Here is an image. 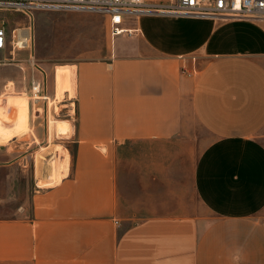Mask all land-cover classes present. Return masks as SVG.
Returning <instances> with one entry per match:
<instances>
[{
	"label": "crops",
	"instance_id": "obj_1",
	"mask_svg": "<svg viewBox=\"0 0 264 264\" xmlns=\"http://www.w3.org/2000/svg\"><path fill=\"white\" fill-rule=\"evenodd\" d=\"M122 25L105 57L70 65L67 169L29 216L0 217V264H264V21Z\"/></svg>",
	"mask_w": 264,
	"mask_h": 264
},
{
	"label": "rangeland",
	"instance_id": "obj_2",
	"mask_svg": "<svg viewBox=\"0 0 264 264\" xmlns=\"http://www.w3.org/2000/svg\"><path fill=\"white\" fill-rule=\"evenodd\" d=\"M0 18L9 28L18 24H30L31 27L30 49L16 52L15 60L9 59L7 51L0 52V99L21 96L29 103L27 129L17 136L19 143L11 147L9 141L0 144V217H26L30 215L31 194L37 185L58 180L67 169L68 151H73L67 140L70 131L60 134L52 126L57 119L69 118L66 99L70 95L65 91L62 98L56 97V72L59 67L70 66L81 58L105 57L110 37L106 19L98 12L36 11L30 23L25 16L12 11L0 12ZM30 55L41 67L39 77L43 84L40 94L45 98L39 100L33 99L30 89ZM4 56L7 59H3ZM64 69L62 75L67 78L68 72ZM11 80L14 88L9 83L8 89L5 84ZM50 90L54 92L52 95ZM8 123L5 125L12 124ZM206 136L199 133L190 143L184 158L187 167L204 146ZM46 171L49 180L44 175ZM192 203L195 213L207 216L195 195ZM261 217H264V210Z\"/></svg>",
	"mask_w": 264,
	"mask_h": 264
},
{
	"label": "built area",
	"instance_id": "obj_3",
	"mask_svg": "<svg viewBox=\"0 0 264 264\" xmlns=\"http://www.w3.org/2000/svg\"><path fill=\"white\" fill-rule=\"evenodd\" d=\"M48 10L101 13L107 19L108 35L111 39L116 35L131 33V29L122 25L125 17H137L142 13L264 21V0H169L168 2L157 0H0V12L20 13L29 22L34 19L36 11ZM0 22V51H7L9 59L15 60L16 52L31 47V27L18 24L9 28L2 18H0ZM28 65L32 97L35 99L45 98L40 94L43 84L39 77L41 67L31 55ZM9 83L7 82L5 87H8ZM8 89L10 88L8 87Z\"/></svg>",
	"mask_w": 264,
	"mask_h": 264
},
{
	"label": "bare ground",
	"instance_id": "obj_4",
	"mask_svg": "<svg viewBox=\"0 0 264 264\" xmlns=\"http://www.w3.org/2000/svg\"><path fill=\"white\" fill-rule=\"evenodd\" d=\"M64 68H66L68 72L67 78H64V76L62 75V72L65 70ZM71 75L72 69L70 66L59 67V70H57L55 75L56 97L62 98L65 91H67L70 96L74 94L71 83ZM70 93L73 94L71 95ZM27 107L28 103L25 97L10 96L0 99V144L6 143L11 138L18 136L21 132L27 129ZM7 122H9L8 124H10V122L12 124L7 126L5 125ZM53 123L56 131L60 134H66L70 131V124L66 120L57 119L53 121ZM58 178H60V176Z\"/></svg>",
	"mask_w": 264,
	"mask_h": 264
}]
</instances>
